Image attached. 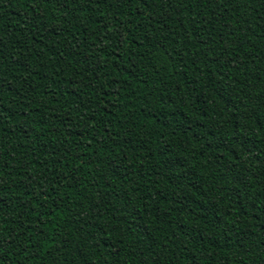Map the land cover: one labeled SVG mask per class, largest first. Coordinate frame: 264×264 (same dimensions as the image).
Here are the masks:
<instances>
[{
    "label": "trees",
    "instance_id": "obj_1",
    "mask_svg": "<svg viewBox=\"0 0 264 264\" xmlns=\"http://www.w3.org/2000/svg\"><path fill=\"white\" fill-rule=\"evenodd\" d=\"M0 264H264V0H0Z\"/></svg>",
    "mask_w": 264,
    "mask_h": 264
}]
</instances>
